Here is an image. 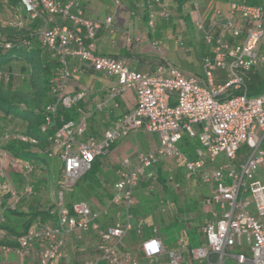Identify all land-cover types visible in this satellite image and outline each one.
<instances>
[{
    "label": "built area",
    "instance_id": "2783aa9c",
    "mask_svg": "<svg viewBox=\"0 0 264 264\" xmlns=\"http://www.w3.org/2000/svg\"><path fill=\"white\" fill-rule=\"evenodd\" d=\"M90 1L20 0L23 15L9 21L10 27L21 29L41 20L43 24L36 37L60 63L50 88L54 102L46 107L41 132L48 136L52 146L49 157L61 161L62 173L57 204L51 211L54 219L17 237L10 236L4 229L7 212L17 210L22 199L35 194L30 178L38 171L32 164L18 162L0 147V243L6 240L14 243L0 244V251L26 257L38 244V263L53 264L68 257L65 247L73 235L78 239L92 235L97 253L86 264H142L130 252L121 253L119 249L132 231L142 234L153 218L152 214L140 216L133 223L132 210L138 204L136 192L147 171L169 158L183 161L185 179L198 175L209 186L211 192L204 209L210 219L201 227L203 245L192 249L186 248L183 238L176 241V249H168L160 229L153 227L152 238L142 245L146 264H158L165 256L169 264H182L185 254L202 263L209 261L210 253L217 254L218 264H223L228 253L244 244L249 247L250 257L235 254L237 262L264 264V93L249 96L244 79L245 73L257 72L264 65V57L258 54L264 39V7L232 2L226 14L215 9L211 20L206 21L199 0H189L196 29L203 42L212 46V55L203 61L202 80L187 75L166 59L154 72L141 73L120 59L95 54L98 32L111 26L113 17L87 19L84 10ZM150 3L160 7L150 15L151 26L157 16L170 18L171 13L161 0ZM19 45L29 47L30 41L22 39ZM0 46L11 49L15 44L3 40L0 33ZM72 58L117 78L109 99L100 103L99 109L127 91H133L136 96L135 108L102 137H85L90 115L80 105L87 93L69 92ZM218 71L227 73L228 80L222 86L215 83ZM0 80L8 82L9 72L0 70ZM232 89L240 93L230 96ZM60 108H75L79 117L64 120L59 117ZM139 130L157 134L159 144L154 150L140 153L135 164L128 161L122 164L119 180L111 188L110 206L95 211L87 201H78L67 207L65 192L117 140ZM185 137L197 142L191 160L179 147ZM1 139L37 143L36 139L11 130H6ZM243 146L248 149L245 156L239 154ZM12 171L27 181L20 191L12 186L9 175ZM170 180L174 181L173 177ZM174 186L180 188L178 183ZM111 206L119 209L114 217L110 215ZM103 216L108 217L106 223L101 221Z\"/></svg>",
    "mask_w": 264,
    "mask_h": 264
},
{
    "label": "crops",
    "instance_id": "0c3cea01",
    "mask_svg": "<svg viewBox=\"0 0 264 264\" xmlns=\"http://www.w3.org/2000/svg\"><path fill=\"white\" fill-rule=\"evenodd\" d=\"M150 1L91 0L86 4L84 15L87 19L105 20L108 17H113V24L102 28L98 32L95 40V54L120 59L130 69L141 73L154 72L163 59H166L187 75L197 76L204 80L202 60L208 55V51L206 49L202 50L201 44L204 42L193 22L189 0H161L163 5L170 11L171 16L168 19L157 16L153 26L150 25V15L152 12H158L160 7L154 3L151 4ZM232 2L264 7V0H199L201 13L206 21L211 20L215 9H220L223 14H226ZM148 40H157L160 45L159 48L166 52V57H163L162 61L157 62L156 53L152 51L150 44L146 43ZM70 71L69 92L77 93L85 90L87 93V97L80 106L90 115L87 127L89 135L98 138L102 137L106 130L115 127L116 122L122 116L135 108L136 96L133 91H127L115 100H110L108 106L104 109H99L98 105L109 99L111 88L117 84V78L86 67L77 58L70 59ZM227 80V77L222 75L221 71L216 73V85L222 86ZM115 104L118 106L116 107ZM72 110L75 113V117L78 118L79 114L76 109ZM9 122L14 123L12 120H9ZM4 127V123H1L0 132H5L6 129ZM158 144L159 136L157 134L147 133L143 130L131 132L128 136L117 140L107 154L98 158L101 170L94 177V182L88 180L82 184L87 190L82 194V201H87L95 211H101L109 207L111 188L119 180L118 170L121 169L122 164L126 161L135 164L140 153L154 150ZM2 146L3 140L0 135V147ZM162 164L160 162L153 169H149L139 187L145 184L144 181L147 179L146 183L149 181L151 184L156 181L160 182V178L165 177V173H168L165 169L166 165ZM45 168L47 173L43 188L53 187L52 190L55 194L54 188L59 187L60 180L54 187L49 177V163L45 165ZM173 168V170L168 169L170 173L165 185L170 190V193L167 194L164 185L160 183L165 193L161 201L152 203L148 197H137L138 204L132 210L135 216L133 223H136V218L140 216L144 217L152 214L153 218L148 221L144 233L138 234L136 231H132L125 238L124 246L119 249L121 253L130 252L142 264L147 263L142 245L145 241L152 238L153 227H158L160 232L163 227L176 226L180 228L178 238L172 243L167 242L168 236L161 232L165 246L172 250L177 248L176 241L179 238L185 240L183 235H181L182 232L197 229L201 233L202 225L210 219L204 209L205 197L210 194L197 195L196 198L189 197L187 193H183V184L187 181L183 179L185 167L184 173L176 166ZM13 174H16L18 178L21 176L20 173L12 171V173H9L10 178H12ZM150 175L153 176L151 179L148 178ZM171 177H173L174 181L170 180ZM195 179L201 186L200 176L195 177ZM175 183L180 184L179 189L175 188ZM91 185H93V189ZM169 186L174 189V192ZM200 204L203 205L202 212H200ZM118 210V208L111 206V217H114ZM251 210L255 214L254 208ZM200 237L203 240L202 233ZM94 238V236L88 235L84 236L83 239H78L76 235H73L65 247L68 257L55 261L53 264H86L97 253V243ZM185 244L186 248L189 249L188 243L186 242ZM39 248L40 246L36 244L26 257L0 251V264H39L37 255ZM238 253L242 252L238 250L236 254ZM158 264H169L168 257L161 258ZM182 264H218V262L209 259V261L201 263L192 260L188 254H185V261Z\"/></svg>",
    "mask_w": 264,
    "mask_h": 264
},
{
    "label": "trees",
    "instance_id": "16d2710c",
    "mask_svg": "<svg viewBox=\"0 0 264 264\" xmlns=\"http://www.w3.org/2000/svg\"><path fill=\"white\" fill-rule=\"evenodd\" d=\"M0 5H2L4 9L15 12V15H23L20 0H0ZM42 24L43 22L41 20H37L21 29L10 27L9 22L4 28L0 25V33L2 34L3 40L15 44L11 49H4L0 46V70L9 72L8 68L12 63H21L26 66L28 70L24 78L25 81L21 86H14L13 83L8 85L5 84L4 81H0V124L4 123V128L6 129L7 125L10 123L9 120H12L17 129L14 131L16 134L37 140L36 144H32L11 139L9 141H3V146L1 148L7 151L14 159L24 164L29 163L34 165L38 172L43 170V165H46L51 159H54L49 157L52 146L48 140V136L41 132V126L45 121L47 105L54 102V96L50 88L55 77V71L60 64L57 58L53 57L51 53L41 46L40 41L36 37V32ZM22 39H28L30 41L29 47H22L19 45V41ZM201 46L202 50L206 49L208 51V55L202 60L203 68L204 59L212 55V46L204 43H202ZM246 76L247 80L245 78ZM244 79L248 95L257 96L264 93V77H260L258 73L252 74L248 72L244 74ZM239 93L240 91H235L234 93H230V96ZM59 117H62L64 120L76 118L72 109L65 108L59 109ZM6 122L7 124H5ZM58 123H60V119ZM90 136L92 135H89L86 131L85 137L87 138ZM185 143L187 148L197 146V142L195 141H186ZM186 155L191 160L194 158V151L192 154L186 153ZM98 158L93 163L91 169L82 178L90 173L88 180L94 182V177L101 170L98 166ZM61 173L62 167L59 172V177ZM12 177L18 178L16 174H13ZM79 182L80 180L72 189L65 192V205L67 207L71 206L74 202L83 200L82 194L87 190L81 186ZM160 183L164 185L166 193H170V190L165 186L166 179L160 178ZM40 185H33L35 194L30 196L32 198L28 197L22 199L17 210L7 212V223L4 229L10 236L17 237L34 225H43L54 219L51 211L54 209L57 202L54 203L50 200H43L41 197L36 196L40 191ZM150 185L151 182L149 181L141 186L145 187ZM92 186L93 185H91V188L93 189ZM101 221L106 223L108 217L103 216ZM181 235L185 238L190 249L200 247L203 243L200 237L201 233H199L197 229L182 232ZM0 244L14 245L10 240L3 241ZM210 260L217 262V254L210 253Z\"/></svg>",
    "mask_w": 264,
    "mask_h": 264
},
{
    "label": "rangeland",
    "instance_id": "374dc122",
    "mask_svg": "<svg viewBox=\"0 0 264 264\" xmlns=\"http://www.w3.org/2000/svg\"><path fill=\"white\" fill-rule=\"evenodd\" d=\"M14 16H18V14L15 15V12H11L7 9H4L2 7V5H0V25L2 28H4L10 20L16 18ZM146 43L150 44L152 51H154L156 53L157 62L162 61V58L166 57V52L162 48H159L160 45H159L157 40H148V41H146ZM146 43H144V44H146ZM155 43H157V44H155ZM258 54L260 56L264 57V39L260 43ZM8 71H9V80H8V82L5 81V84L11 85V83H13L14 86L15 85H17V86L23 85V83L25 81L24 78L26 76V71H28L26 66H24L21 63H12L11 66H9ZM221 72H222V75L227 77L226 72H224V71H221ZM251 73L252 74L258 73V75L260 77H264V65L262 67L259 66L257 72L251 71ZM245 78L247 80V76ZM234 92L235 91L233 89L230 91V93H234ZM6 130L16 131L17 129H16V126L14 125V123L10 122L6 127ZM0 133H1L0 135L2 138L4 133H2V132H0ZM186 141L194 142L195 140H190V139H188V137H185L183 139V141L179 144V147L183 152L188 153V154H192V152L195 149V146H193V148H187L186 143H185ZM239 154H242V155L244 154V156L246 154H248L247 147L243 146L240 149ZM48 163L50 166V172L48 171L50 173L49 177H50V180L53 182L52 185L55 187V184L57 185L58 180L60 178L59 172H60V169L62 167V163L58 157L51 159ZM161 163H163L162 165H166L165 169L168 172L167 174L165 173V177L163 176V178L166 179V181H167V179L169 177V173H170L168 169L173 170L174 169L173 167L176 166L178 169L182 170V172L184 173V163L180 159L165 158L161 161ZM98 166L100 168L99 164H98ZM46 173H47V170L45 168V165H43V170H40V172H38L36 175L31 176L30 183L34 186L35 185L39 186L41 183L40 188H39L40 191L38 192V194L36 196L41 197L43 200H47V201L50 200V201L56 203L57 202V195L56 194L58 192V187L54 188L55 194L53 193V190H52L53 187L52 188L49 187L48 189L43 188V184L46 181V176H45ZM89 175H90V173H88V175H86V177L80 179L79 184L81 186L83 183L88 181ZM154 175H156V174H154ZM262 175H263V172L260 171L259 172V178L260 179L262 178ZM197 176H195V177H197ZM152 177L153 176H151V175L148 176L149 179H151ZM195 177H193L189 180L186 179L187 181H185L183 184V193H187V195L189 197H196V198H197V195L203 196V195L210 194L211 191H210L209 186L204 185L203 183L200 186V183H198L196 181ZM10 179H11L12 186L15 187L18 191H20L22 189V187L27 183L26 179H24L23 177H20V178L12 177ZM183 179H185L184 175H183ZM147 181H148V179L145 180L144 183H146ZM199 187H201L200 190H198ZM169 188L171 190L173 189L170 186H169ZM172 191L174 192V189ZM164 194L165 193H164L163 189L161 188V184L158 181H156L154 184H151L150 186H145V187L140 186L139 189L137 190V197L138 198L148 197L152 203H157L158 201H161V198L164 197ZM208 196H206L205 199ZM30 198H32V197H30ZM202 203H203V201H202ZM202 206H203L202 204L199 205L200 212H202ZM161 232H162V234H166L168 236L167 242L172 243L178 238L180 228L176 227V226H171L169 228L163 227ZM238 250L241 251L242 253H244L247 257H250L249 247L246 244H244L242 247H237L234 251L232 250L230 253H228L224 259L223 264H239L234 257Z\"/></svg>",
    "mask_w": 264,
    "mask_h": 264
}]
</instances>
